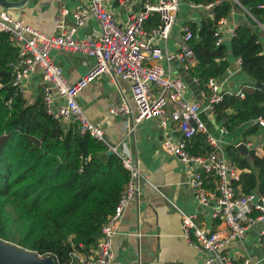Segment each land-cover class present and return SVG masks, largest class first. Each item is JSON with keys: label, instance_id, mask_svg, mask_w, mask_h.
I'll return each instance as SVG.
<instances>
[{"label": "trees", "instance_id": "trees-1", "mask_svg": "<svg viewBox=\"0 0 264 264\" xmlns=\"http://www.w3.org/2000/svg\"><path fill=\"white\" fill-rule=\"evenodd\" d=\"M181 1L212 5L211 17L203 18L199 28L187 24L188 44L197 60L190 77L207 90L208 80L221 79L228 69L229 53L240 61L244 98L223 93L213 113L228 133L244 128L243 140L249 142V136L263 130L255 122L264 120V43L259 31L264 25V7L260 8L264 0H240L242 8L231 0ZM243 10L254 18L246 15L235 27L229 47L216 44L217 23ZM17 56L8 35L0 32V241L39 257L50 256L54 264H70L73 253L88 255L95 249L129 173L117 155L81 134L77 123L47 114L41 92L29 101L12 86L11 63ZM187 151L204 158L214 149L207 136L198 133L187 143ZM225 158L241 170L233 183L236 195H264V155L252 150L243 157L231 146ZM261 242L264 246V233Z\"/></svg>", "mask_w": 264, "mask_h": 264}, {"label": "built area", "instance_id": "built-area-1", "mask_svg": "<svg viewBox=\"0 0 264 264\" xmlns=\"http://www.w3.org/2000/svg\"><path fill=\"white\" fill-rule=\"evenodd\" d=\"M117 1L121 5L129 3V0ZM231 1L242 8L240 0ZM181 2L145 0L142 11L129 13L122 26L112 13L104 9L101 0H93L74 9L73 26L65 25L63 16L68 11L63 9L61 15L56 18L54 35L50 37L24 25L20 20H13L9 13L2 11L0 32L7 34L10 43L18 50L17 59L11 63L14 76L12 86L23 93L24 83L38 72L40 92L47 114L64 121L72 119L77 123L81 134L101 142L108 151L116 153L103 129L89 121L76 101L79 91L100 75H112L115 80L127 81L130 84L137 121L157 117L163 128L169 121L174 123L181 138L167 134L161 143L162 151L181 160L189 172L187 183L194 189L197 203L208 205L212 202V219L223 226V230H208L197 224L194 215L183 214L182 236L202 254L203 264H234L226 248L230 243L243 239L255 223L264 222V195L254 192L235 194L233 183L239 180V171L226 162L218 149L217 141L209 135L201 119L206 108L213 112L214 104L222 100L216 80L210 78L206 83L208 91L202 96L207 99V103L203 107L198 101H187L184 96L185 80L170 77L160 65V62L170 64L177 61L186 71H191L197 66V60L188 44L191 33L187 27L184 28L183 42L175 53H170L153 42L155 37L164 42L169 39ZM189 5L193 8L212 7L211 4ZM153 15L157 16L158 24L146 31L144 24ZM90 18L98 22L100 37L86 40L74 38L77 29ZM226 23L227 19H221L217 23L214 33L217 37L216 44L223 42L222 31ZM259 27L264 29L263 25ZM53 49L87 55L94 58L95 64L85 76L71 84L65 79L62 69L51 60L49 54ZM192 82L199 83L197 78H192ZM151 85L156 86V91ZM234 95L244 98L243 88ZM169 103L175 106L173 111H168ZM109 114L114 117H133L124 102L109 109ZM255 123L264 129L263 119L260 118ZM198 133L205 134L209 145L214 149L205 158L191 156L187 151V143ZM246 145L250 147L251 144ZM119 159L129 173L125 190L112 215L103 225L95 249L88 255L73 253L70 264H113L112 238L128 203L139 195L137 181L141 177L137 165L129 156L122 155ZM191 165H195V168H190ZM211 176L215 180V190L209 192L204 186V179ZM241 264L253 263L249 258H244Z\"/></svg>", "mask_w": 264, "mask_h": 264}, {"label": "crops", "instance_id": "crops-1", "mask_svg": "<svg viewBox=\"0 0 264 264\" xmlns=\"http://www.w3.org/2000/svg\"><path fill=\"white\" fill-rule=\"evenodd\" d=\"M92 1L31 0L23 9L7 10L0 5V12L5 11L13 20H20L24 25L50 37L54 35L56 18L61 15L63 9L68 11L63 16L65 25L73 26L74 9L78 5ZM144 1L129 0L126 5L115 4V0H101V3L105 10L115 16L118 24L124 26L129 13L142 11ZM211 9L212 7L193 8L188 2H181L169 39L164 42L155 37L154 44L165 48L170 53H175L179 44L183 42L184 28L187 24L194 23L199 28L203 18L211 17ZM246 15L244 10L234 11L227 19L222 31V39L227 47L235 27L246 20ZM156 18L157 16L153 15L147 19L144 24L146 31L156 27L158 19ZM259 31L260 39L264 43V29L260 28ZM100 33L98 22L90 18L77 29L74 38L77 40L98 39ZM49 55L53 63L62 69L65 79L71 84L85 76L95 64L94 58L67 50L53 49ZM228 62V69L221 79L216 80V83L222 94L232 95L244 87L245 78L240 69V61L232 58L230 53ZM160 65L172 78L184 80V73L190 77L189 71H186L177 61L170 64L160 62ZM190 78L192 80V77ZM195 85L197 90L193 91L186 84L184 96L187 101H198L205 107L207 99L202 94L207 92L208 88L206 84L204 87L207 90H203L199 83ZM151 88L154 91L157 89L155 85H151ZM23 94L29 101L35 100L40 94L38 72L24 83ZM76 101L89 121L103 129L109 144L116 149L115 155L129 156L137 165L141 175L137 181L139 195L128 203L116 227V234L112 238L113 264H203L202 254L182 236V215H194L197 224L208 230H223V226L212 219V202L208 205L197 203L195 191L187 183L189 172L181 160L162 151L161 143L167 134L171 133L181 138L177 126L169 121L163 128L157 117L137 121L130 84L127 81L115 80L112 75L98 76L86 88L79 91ZM122 102L127 105L133 117H114L109 114V109L118 107ZM174 109L175 106L169 103L168 111ZM202 114L204 116L202 118L201 115V119L209 135L217 141L218 149L224 158L227 147H236L240 143L251 144L252 147L246 145L250 151L254 150L256 154L264 155V143L255 144L251 136H249V142H244L242 136L244 128L235 133H228L223 129L221 122L216 120L213 112L214 124L204 111ZM67 121L74 122L72 119ZM190 168H195V165H191ZM234 168L241 174V170ZM210 179L209 177L204 179V186L212 192L215 190V180ZM263 231L264 222H257L247 231L243 239L227 246L226 252L233 258L234 264H241L244 258H249L253 264H264V246L261 242Z\"/></svg>", "mask_w": 264, "mask_h": 264}, {"label": "water", "instance_id": "water-1", "mask_svg": "<svg viewBox=\"0 0 264 264\" xmlns=\"http://www.w3.org/2000/svg\"><path fill=\"white\" fill-rule=\"evenodd\" d=\"M31 0H21L17 2H8L6 0H0V5L7 10L23 9L28 5ZM119 2L115 0V4ZM184 80L186 84L193 90L196 91L197 87L192 82L191 78L184 73ZM259 87H263L260 84H257ZM204 113L208 115V118L213 121V115L210 109L206 108ZM237 150L243 157H247L250 154V149L244 143H240L236 146ZM108 154H112L111 151H108ZM256 171V170H255ZM0 264H54L52 257H39L37 254L32 253L31 251L21 249L12 244L1 242L0 241Z\"/></svg>", "mask_w": 264, "mask_h": 264}, {"label": "rangeland", "instance_id": "rangeland-1", "mask_svg": "<svg viewBox=\"0 0 264 264\" xmlns=\"http://www.w3.org/2000/svg\"><path fill=\"white\" fill-rule=\"evenodd\" d=\"M264 130H258L255 135L251 136L255 144H262L264 143Z\"/></svg>", "mask_w": 264, "mask_h": 264}]
</instances>
